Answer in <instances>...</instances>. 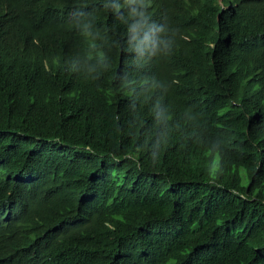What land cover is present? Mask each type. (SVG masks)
Segmentation results:
<instances>
[{
  "label": "trees",
  "instance_id": "16d2710c",
  "mask_svg": "<svg viewBox=\"0 0 264 264\" xmlns=\"http://www.w3.org/2000/svg\"><path fill=\"white\" fill-rule=\"evenodd\" d=\"M0 264H264V0H0Z\"/></svg>",
  "mask_w": 264,
  "mask_h": 264
},
{
  "label": "rangeland",
  "instance_id": "374dc122",
  "mask_svg": "<svg viewBox=\"0 0 264 264\" xmlns=\"http://www.w3.org/2000/svg\"><path fill=\"white\" fill-rule=\"evenodd\" d=\"M241 174H242V177H243L242 183L244 185H246L248 183V177L245 175V173L242 170H241Z\"/></svg>",
  "mask_w": 264,
  "mask_h": 264
},
{
  "label": "clouds",
  "instance_id": "9594fccd",
  "mask_svg": "<svg viewBox=\"0 0 264 264\" xmlns=\"http://www.w3.org/2000/svg\"><path fill=\"white\" fill-rule=\"evenodd\" d=\"M145 40L147 41V40H148V38H147V37H145ZM153 44H154V42H153Z\"/></svg>",
  "mask_w": 264,
  "mask_h": 264
}]
</instances>
